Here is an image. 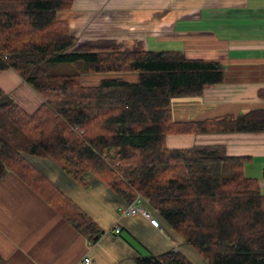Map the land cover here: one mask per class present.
<instances>
[{"label":"trees","instance_id":"1","mask_svg":"<svg viewBox=\"0 0 264 264\" xmlns=\"http://www.w3.org/2000/svg\"><path fill=\"white\" fill-rule=\"evenodd\" d=\"M73 1L0 0V71L13 70L42 100L31 114L0 89V183L13 172L95 245L104 232L27 158L48 160L83 187L92 174L127 206L141 196L207 264H264V194L244 175L247 157H230L223 144L171 149L165 141L264 132V108L175 122L171 99L221 84V64L175 50L76 52L56 14ZM133 261L193 264L175 249Z\"/></svg>","mask_w":264,"mask_h":264},{"label":"crops","instance_id":"2","mask_svg":"<svg viewBox=\"0 0 264 264\" xmlns=\"http://www.w3.org/2000/svg\"><path fill=\"white\" fill-rule=\"evenodd\" d=\"M76 37L74 51L115 47L126 51H181L190 59L218 62L224 81L206 86L197 96L171 99L175 122L215 119L264 108V0H74L70 10L57 12ZM135 82V74H122ZM87 85L99 77H84ZM0 89L26 112L41 98L13 70L0 71ZM171 149L223 144L228 155L247 157L243 172L257 179L264 194V132L177 134L166 137ZM53 185L83 210L104 232L90 245L72 225L13 176V211H0V264H135L138 256L159 255L169 249L193 264L202 258L152 209L153 227L142 215H122L126 206L92 174L83 187L55 164L28 157ZM120 232L115 234L114 229Z\"/></svg>","mask_w":264,"mask_h":264},{"label":"rangeland","instance_id":"3","mask_svg":"<svg viewBox=\"0 0 264 264\" xmlns=\"http://www.w3.org/2000/svg\"><path fill=\"white\" fill-rule=\"evenodd\" d=\"M31 163H35L36 161H33L29 158H27ZM42 161H48L44 159H40ZM51 162V161H48ZM53 163V162H51ZM54 164V163H53ZM41 172V171H40ZM13 172H8V175L5 177V179L0 183V211H13ZM43 175H45L42 172ZM46 176V175H45ZM41 199V198H40ZM145 209L151 214V210L149 208ZM143 217V216H142ZM203 261V259H201ZM204 264H207L205 261H203Z\"/></svg>","mask_w":264,"mask_h":264},{"label":"built area","instance_id":"4","mask_svg":"<svg viewBox=\"0 0 264 264\" xmlns=\"http://www.w3.org/2000/svg\"><path fill=\"white\" fill-rule=\"evenodd\" d=\"M145 201L146 200L144 198H142L141 196L137 197L133 203L129 204L128 206L126 205L122 209L121 213H122V215H125V216H134V215L140 214L143 217H145L146 220L149 221L153 227H158L159 226L158 221L156 219H154L145 208L142 207V204ZM114 232H115V234H118L120 232L119 228H115ZM83 263L90 264L91 259H89L87 257L84 259Z\"/></svg>","mask_w":264,"mask_h":264}]
</instances>
